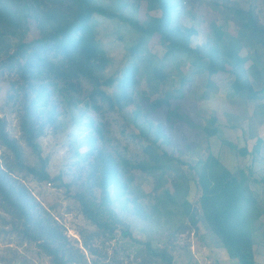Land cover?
Segmentation results:
<instances>
[{"label": "trees", "instance_id": "16d2710c", "mask_svg": "<svg viewBox=\"0 0 264 264\" xmlns=\"http://www.w3.org/2000/svg\"><path fill=\"white\" fill-rule=\"evenodd\" d=\"M122 1L109 6L98 0H0V69L17 76L11 81L9 98L18 106L22 138L37 157L35 164L25 159L22 145L10 136L6 120L0 117V145L13 155L12 163H3L0 155V207L11 216L8 223L12 229L23 240L36 243L51 264H88L85 250L91 254L95 252L94 245L85 238L81 248L78 240L67 234L64 225L36 199L24 181L25 177L31 176L38 182L48 181L70 190L62 173H51L49 157L39 144L48 127L59 125L61 112L56 95L69 98L68 104L72 106V92H80L83 81H87L92 86L89 95L95 109L100 110L106 104L110 110L121 111L128 105L137 104L134 113L138 118L141 108L136 96L143 72L149 83L168 78L162 65L155 64L153 57L140 55L155 36L166 47L165 57L181 54L191 58L194 66L207 62L205 71L209 78L220 72L233 74L235 77L230 85L234 94L255 99L264 92V84L261 85L264 65H260L264 24L253 4L249 8L227 7L243 30V36L227 37L222 24L212 23L213 40L193 46L192 36L196 29L174 20L173 14L178 7L175 0ZM140 2L145 4L147 13L144 21L124 12L127 5L139 9ZM95 16L116 19L138 34L137 41L127 47L123 75L102 77L110 59L100 46L92 21ZM33 31L37 35L32 36ZM251 45L256 46V60L250 66L253 81L238 70L248 61L241 55V49ZM144 62L146 67L142 69ZM181 97L166 93L150 103L149 111L166 110L170 128L183 122L193 129H201L207 137L217 134L218 118L211 116L207 124L201 125L184 109ZM144 124L152 125L148 118L139 125L141 129ZM86 125L91 129L78 137L80 143L75 149L78 166L86 174L80 177L83 178L81 186L79 184L80 189L74 196L85 217L109 240L115 239L119 221L112 207V194L121 199L133 193L135 175L132 171L140 170L158 178L155 202L149 212H143L136 199L133 200L141 214L157 221L178 216L183 218L181 226L188 222L197 230L203 225L238 264H258L254 248L253 222L257 218L254 210L258 209L261 214L263 211L251 181L262 182V179H256L252 171L246 172L243 168L238 172L230 170L213 153L199 157L193 163L171 155L160 144V139L166 135L159 126L153 139H149L146 130L142 129L149 142L142 148L144 158L133 162L107 148L103 124L91 119ZM261 143L262 139H257L251 152L258 153ZM231 146L239 154L248 153L247 147ZM20 173L24 174L22 178ZM168 179L174 191L164 188L158 192ZM191 181L199 188L194 202L188 198ZM97 190L100 191L99 199ZM123 235L131 236L128 228ZM142 244L149 255L144 264H152L158 258L164 264H175L166 249L155 248L149 241Z\"/></svg>", "mask_w": 264, "mask_h": 264}, {"label": "rangeland", "instance_id": "374dc122", "mask_svg": "<svg viewBox=\"0 0 264 264\" xmlns=\"http://www.w3.org/2000/svg\"><path fill=\"white\" fill-rule=\"evenodd\" d=\"M98 1L109 6L119 1L123 2ZM175 1L178 7L173 14L174 20L196 29V34L192 36L193 46L202 45L208 39L213 40L212 23L222 24L227 37L244 35L235 18L229 14L228 6L249 8L253 4L260 21L264 24V0ZM139 6V9H135L134 6L127 5L124 12L144 21L147 14L145 4L140 2ZM92 21L96 25L100 46L110 59L101 73L102 77L123 75V69L127 64V47L137 41L138 34L127 24L116 19L95 16ZM31 35H37V32L33 31ZM143 50L144 53H140L141 57H153L155 64L162 65L168 78L149 83L146 73L143 72L136 96L141 115L135 118L134 109H137V104L128 105L121 111L110 110L106 104L100 110L95 109L89 95L92 86L87 81H83L80 92H72V106L68 104L69 98L64 99L61 95H56L61 112L59 125L48 127L39 139V144L49 157L51 173L55 175L62 173L64 182L70 184V190L67 191L65 186L48 181L38 182L31 176L24 178L25 183L36 199L64 225L67 234L78 240L81 248L84 238L94 245V254L85 250L88 264H144V259L149 257L146 246L142 244L146 241L155 248L166 249L173 256L175 264H238L237 260L229 257L226 249L216 242L203 225L197 230L188 225V222L181 226L183 218L178 216L157 221L141 214L133 200L136 199L143 212H149L155 202L158 178L140 170L132 171L135 175L133 193L121 199L112 194V207L119 220L115 239L109 240L81 211L80 202L74 195L80 189L83 179L80 177H84L86 171L78 166L79 157L75 149L80 143L78 137L87 134L91 129L86 123L92 119L103 124L104 143L107 148L133 162L144 158L142 148L149 142L143 136L142 129L146 130L149 139H153L159 126L166 135L160 139V144L169 150L171 155L193 163L197 158H204L213 153L218 155L230 170L238 172L243 168L246 172L252 171L256 179L263 180L262 182L252 180L251 184L258 194L263 211L261 214L258 209L254 210L257 218L253 226L256 259L258 264H264V92L255 99H248L243 94H234L230 85L235 77L233 74L220 72L209 78L205 71L207 62L194 66L191 58L181 54L165 57L166 47L158 36L151 38ZM240 53L246 56L248 61L239 66L238 70L253 81L250 66L256 60V46H244ZM260 54V65L263 66V49H260ZM141 67L144 69L146 62L142 63ZM16 78L14 72L0 69V117L6 120L10 136L18 139L22 145L25 159L35 164L37 157L22 138L18 106L9 98L11 81ZM263 84L264 70L261 85ZM166 93L182 96L180 103L184 109L203 126L211 116H216L217 134L207 137L201 129H193L183 122H177L174 128H170L166 121V110L150 112V103ZM100 103L101 101L98 102ZM145 118H148L152 125L144 124V128L141 129L139 125L144 123ZM259 138L262 139L260 149L258 153H253L251 150ZM231 145L238 148L247 147L248 153L239 154ZM0 155L3 163H12L13 155L1 145ZM183 168L187 170L186 165ZM23 175L19 174L21 178ZM164 188L174 191L169 179L165 185L158 188V192ZM96 192L99 199L100 191ZM198 194L199 188L191 181L188 198L194 202ZM10 218L9 213L0 207V264H51L50 259L36 243L23 240L18 232L12 229V225L8 223ZM127 228L131 236L123 235ZM133 238L141 242H136ZM152 264L164 263L158 258L152 261Z\"/></svg>", "mask_w": 264, "mask_h": 264}]
</instances>
